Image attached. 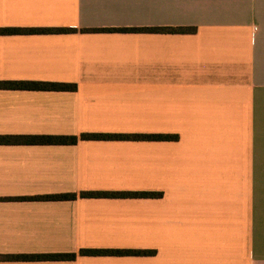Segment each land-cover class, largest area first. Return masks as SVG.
Returning <instances> with one entry per match:
<instances>
[{
	"label": "crops",
	"instance_id": "1",
	"mask_svg": "<svg viewBox=\"0 0 264 264\" xmlns=\"http://www.w3.org/2000/svg\"><path fill=\"white\" fill-rule=\"evenodd\" d=\"M12 28L74 31L0 33V82L76 90L0 87V136L178 138L0 144V264H264V0H0ZM39 254L77 256L5 258Z\"/></svg>",
	"mask_w": 264,
	"mask_h": 264
},
{
	"label": "trees",
	"instance_id": "2",
	"mask_svg": "<svg viewBox=\"0 0 264 264\" xmlns=\"http://www.w3.org/2000/svg\"><path fill=\"white\" fill-rule=\"evenodd\" d=\"M155 31L158 29H120V31ZM162 31L178 32L181 29H161ZM73 29L65 28H12L0 29V33L12 34H36V33H69ZM0 87L14 90H54V91H74L75 84L53 83V82H36V81H11L0 82ZM178 137L175 135H149V134H82L81 136H51V135H27V136H0V144H34V145H73L79 139H121V140H174ZM119 195L134 197H153L157 193L150 192H87L82 196L95 195ZM76 194H59L27 198L29 200H74ZM147 250H82V255H149ZM76 254H39V255H15L6 256V259L14 261H64L73 260Z\"/></svg>",
	"mask_w": 264,
	"mask_h": 264
}]
</instances>
